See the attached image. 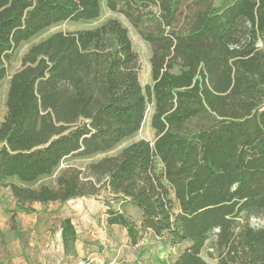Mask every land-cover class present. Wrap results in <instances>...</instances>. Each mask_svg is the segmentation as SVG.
Here are the masks:
<instances>
[{"label":"trees","instance_id":"trees-1","mask_svg":"<svg viewBox=\"0 0 264 264\" xmlns=\"http://www.w3.org/2000/svg\"><path fill=\"white\" fill-rule=\"evenodd\" d=\"M107 5L151 45L152 85H142L117 19L50 35L10 74L22 45L62 23L97 21L102 0H0V89L9 79L0 189L16 203L11 228L35 204L105 189L121 201L106 223L125 229L132 247L151 236L184 247L173 264H264V227L252 225L264 218V0ZM150 108L155 140H133ZM60 227L76 255L75 225Z\"/></svg>","mask_w":264,"mask_h":264},{"label":"rangeland","instance_id":"rangeland-1","mask_svg":"<svg viewBox=\"0 0 264 264\" xmlns=\"http://www.w3.org/2000/svg\"><path fill=\"white\" fill-rule=\"evenodd\" d=\"M223 0H215L216 5H220ZM108 0H102V14L101 17L94 22H66L54 26L32 41L22 45L16 52L14 58L9 64L10 74L19 70L22 66V58L29 50V48L50 35L56 32H73L77 30L89 29L98 27L111 19L119 20L129 31L130 38L133 43V48L137 53L140 60V81L144 87L153 84L152 79V66L151 57L153 50L150 44H148L140 35L139 31L132 25V23L123 14L118 12H113L108 8ZM187 3L182 7V10L186 8V13L188 12ZM9 87V79L4 82L0 89V124L6 115V97ZM153 115V108H150L148 115L142 130L133 140L146 139L149 141H154L156 133L151 126V119ZM133 140H128L118 150L110 153L115 154L122 147L130 144ZM1 147V143H0ZM103 155L95 157L93 160H98L102 158ZM92 161V160H88ZM71 164L82 167L85 162L81 160H72ZM73 201V200H70ZM68 201V202H70ZM67 202V203H68ZM65 204L55 203L46 206L37 205L39 209L35 208V213L22 214L19 213L16 219V226L18 230H27V234L23 237L29 242L42 237L39 234L40 227L42 228H53V232L60 228L61 220L64 218L57 216V213L64 206L65 211H69V206ZM74 208H69L74 211V224L76 230L79 232L80 236V246L82 251V258L78 262L67 261V264H173L172 257L176 256L180 250L184 247H172L169 245H164L161 240L154 239L151 236L142 242V246L137 249L130 247L126 241V237L123 238L122 233L118 232L116 238L112 240L109 238V233L107 235V225L104 221L105 217L102 216L104 210H108L109 207L113 209H118L120 207L121 201L115 197L109 195V193L104 189L99 196L78 198L74 199ZM17 208L13 201L10 199V191L8 189H0V228H10L14 222H11L10 217L12 215V210ZM134 216L137 215L133 208H130ZM68 214L70 213L67 212ZM10 220V221H9ZM11 225V226H10ZM252 225L254 227H264V218L262 219H252ZM37 227L39 230L32 233V230L28 231L31 227ZM29 228V229H28ZM0 237L3 240L4 253L12 252L18 248L15 244L21 243L19 235L12 231L5 230L4 234ZM44 238L50 237L47 235ZM54 237V236H53ZM112 243V247H108L109 243ZM11 244L12 246H10ZM22 248V247H21ZM180 248V249H179ZM23 251L22 249H20ZM212 250H206L202 253V257L211 262L213 259L210 258V252Z\"/></svg>","mask_w":264,"mask_h":264},{"label":"crops","instance_id":"crops-1","mask_svg":"<svg viewBox=\"0 0 264 264\" xmlns=\"http://www.w3.org/2000/svg\"><path fill=\"white\" fill-rule=\"evenodd\" d=\"M10 199L11 201L14 202L15 206L16 203L10 193ZM73 201L68 202L66 205H68L69 207L66 208L70 211V213L68 214L67 212L69 211H65L64 210V206L61 208V210L57 213V216L62 217L64 219L70 218L74 224V211L70 210L69 208H74L73 206ZM38 204L34 205V208L39 209ZM41 205V204H39ZM43 206V205H42ZM16 209V208H14ZM120 209V207L118 208V210ZM102 216L105 217L104 221L106 223V219H107V214H106V210L103 211ZM75 225V224H74ZM107 225V223H106ZM29 229V228H28ZM39 234H42V237H39L37 239H34L33 241L29 242V240L24 239V235L27 234V230H13L11 227L10 228H0V235L5 233V230L7 231H12L15 232L19 235L21 243L15 244L18 248L22 249L23 251H21L20 249H15L12 252H6L4 253V248L5 246H3V240L0 237V264H67V261L69 259V261L72 262H78L81 258H82V251H81V246L80 243L77 244V254H73V255H69L65 252L64 250V245H63V240H62V231H61V227L56 229L55 232H53V228H39ZM37 227H31L28 231L32 230L36 232L39 230ZM36 230V231H35ZM120 232L122 233L123 238L126 237V241L128 243V237H127V232L125 229L119 227V226H108L107 225V235L109 233V238H111L112 240L117 239L116 238V234ZM77 233H79L77 231ZM49 235L50 237L44 238L43 236H47ZM79 235V234H78ZM54 236V237H53ZM79 240H80V236H79ZM80 242V241H79ZM109 243L108 247H112V243ZM10 246H12L11 244H9ZM129 245V244H128ZM143 244H140L137 247H132L134 250L137 248H140ZM22 247V248H21ZM6 249V248H5Z\"/></svg>","mask_w":264,"mask_h":264}]
</instances>
